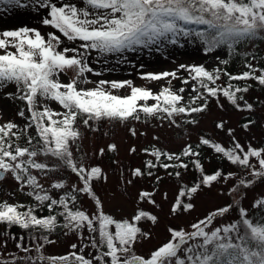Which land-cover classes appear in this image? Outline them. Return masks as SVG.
<instances>
[{"label":"snow or ice","instance_id":"obj_1","mask_svg":"<svg viewBox=\"0 0 264 264\" xmlns=\"http://www.w3.org/2000/svg\"><path fill=\"white\" fill-rule=\"evenodd\" d=\"M0 6H5L0 11L31 7L43 13L40 24L47 29L42 33L40 28L22 26L0 32V91L14 86L6 97L24 105L17 112L22 126L11 120L0 124V182L10 176L16 193L29 201H0V225L17 227L29 238L25 243V236L9 233L17 253L0 252V264H264V196L248 207L242 203L247 189L264 182V145L241 144L235 129L226 128L227 121L221 119L215 127L230 137V147L205 135L195 145L184 143L178 152L155 144L144 147L141 151L151 158L143 167L130 169L132 179L124 182L125 191L137 178H153V186L138 191L130 216L116 218L105 212L96 191L108 175L82 151L81 130L96 133L104 122L118 123L135 138L146 133L128 126L130 121L198 126L196 114L206 113L211 100L224 109L221 97L251 115L254 104L246 99L253 86L249 82L264 88V67L254 63L259 59L257 42H264V0H0ZM183 41L199 43L206 55L220 50L225 56H216L211 68L181 63L171 71H141L142 80L163 81L158 91L131 79L99 78L103 71L92 66L108 65L110 57L116 64L127 63L128 53H164L168 46L183 47ZM249 45L252 52L239 51ZM233 57L241 58L245 70H227ZM173 81L181 86L176 88ZM254 124L247 119L242 128L250 130ZM205 149L244 175L219 168L207 172L201 159ZM118 150L111 142L92 156ZM136 151L134 145L129 148L130 153ZM190 168L198 176L191 184L184 183ZM160 169L179 184L169 205L172 217L190 214L196 207L192 201L205 188L232 179L235 183L218 194V198L230 194L227 203L186 227L168 226L165 242L140 252L138 246L153 239L152 228L160 222L154 211L141 205L163 210L156 199L164 179L156 174ZM60 173H67V178L60 176L47 186L42 182ZM160 195L162 201L168 200L166 191ZM82 200H90L94 211L82 208ZM45 209L48 214H39ZM61 229L65 235L75 234L80 243L71 244L72 251L64 255H46V246L55 243L51 236ZM88 249L92 251L85 255Z\"/></svg>","mask_w":264,"mask_h":264},{"label":"rangeland","instance_id":"obj_2","mask_svg":"<svg viewBox=\"0 0 264 264\" xmlns=\"http://www.w3.org/2000/svg\"><path fill=\"white\" fill-rule=\"evenodd\" d=\"M5 7V6H0ZM43 13L37 14L31 7L29 8H13L9 11H0V32L5 30H14L22 26L40 28L43 32L47 31L45 27L40 24V16ZM183 47L168 46L167 51L164 53H158L155 51L149 52L147 50L138 53H128L127 63L116 64L115 57H110L112 61L108 65L93 63L92 66L96 71H103V76L99 78L104 79H116L124 80L131 79L137 86H148L153 91H158L161 84L148 82L142 80L139 76L141 71H171L177 68L181 63L183 64H205L207 67H214L216 64L215 57L219 56L224 58L225 52L217 50L214 54H204L202 46L199 43L190 44L187 41H183ZM259 47L264 55V42L256 45ZM256 50V49H255ZM239 51L252 52L253 47L251 45L242 47ZM255 62V61H254ZM140 65L144 67L141 68ZM230 66L237 71L243 68L241 58L233 57ZM107 69V70H105ZM71 72L68 73L70 77ZM91 79H98L97 77L90 76ZM66 79V78H65ZM176 88L181 86L180 81H173ZM91 86V85H89ZM14 86H9L6 90L0 91V124H3L9 120L20 124H24L23 118L17 115V101L7 98L6 92H14ZM126 94V90L121 92ZM246 99L254 104V110L249 115L248 112L237 111L232 108L223 97H221V103H224L225 107L221 110L217 106L215 99L210 101L209 109L206 113L200 114L198 119L200 121L198 126L184 125L181 122L180 127L169 126L168 122L161 124L158 120H150L147 124L142 122L130 121L128 126H135L138 132H144L146 135H138L133 138L126 126L118 123L104 122L100 125V130L96 133L87 131L81 127L82 131H85V139L82 143V151L87 152L91 157L90 163L93 165L99 164L108 175L106 183H102L97 186L96 191L104 202V210L107 213L113 214L116 218L130 216L133 212L134 204L136 201L137 193L141 189L151 190L153 186V178L144 177L142 179H133L131 185H127L125 191L124 182L127 179H132L130 176V169L135 167H143L144 161L151 157L144 154L141 150L144 147H150L155 144L157 147H161L165 150L179 151L184 143H192L195 145L198 142V137L201 135L215 138L218 142L225 146H231L230 137L225 131L216 129L215 124L217 121L223 119L227 121L226 128H234L236 138L241 144L252 143L253 146L259 147L264 145V88L261 86H252L250 91L246 94ZM56 107L55 104L52 105ZM247 119H253L255 124L250 130H244L242 124ZM154 136L159 137V141L153 140ZM115 142L118 145V152L111 153L106 152L103 157L92 156V153L98 151L101 147H106L107 144ZM135 146L136 153H130L129 148ZM205 170L209 173L216 169H222L225 173L231 171L237 173V175H244L243 172L238 171L236 166L231 165L226 160L217 158L216 154L210 150L205 149L204 152ZM113 160L118 161V164H114ZM255 162V161H254ZM123 173V175H121ZM156 174L161 175L164 179L159 184V192L156 196L157 202L162 203L163 210L151 209V206L147 204L141 205L142 207L154 211L159 217L160 222L154 228H152L153 239L146 241L142 247L138 246V251L148 252L150 249H154L160 243L165 242L169 235L166 231L168 226H188L198 218H203L208 211L212 210L218 205L227 203L231 198L230 194L218 198V194L221 191H227L235 183V179L228 181H221L214 184L211 190L205 188L192 202L195 204V209L190 214H185L178 217H172L168 215L169 205L174 201L175 196L178 194L179 184L175 178H170L165 175L164 170L160 169ZM63 176L67 178V173L50 174L49 179L42 178V182L47 186L52 180ZM198 174L190 169L183 175V182L191 184ZM75 180L73 176L69 180V184ZM0 201L8 200L10 203L29 202L22 194H17L16 183L9 176L6 180L0 182ZM168 193V200L166 202L161 200V193ZM264 196V182H256L254 186L250 187L246 191V195L242 201L243 206L248 207L256 197ZM81 207L94 211L93 203L90 200H82ZM235 214H233L234 216ZM219 222V221H218ZM145 228L147 224L143 225ZM9 233H15L17 236H25V243L29 242V238L26 232H13L10 229H6L4 225H0V252L5 255L17 253L15 248V241L8 239ZM8 239L7 247L4 248L3 242ZM51 239L55 240L54 244L46 246L44 253L46 255H64L69 251H72L71 244L80 243L78 237L73 233L65 235V231L57 235L53 234ZM92 251L88 249L85 251V255ZM22 255L23 253H18Z\"/></svg>","mask_w":264,"mask_h":264},{"label":"trees","instance_id":"obj_3","mask_svg":"<svg viewBox=\"0 0 264 264\" xmlns=\"http://www.w3.org/2000/svg\"><path fill=\"white\" fill-rule=\"evenodd\" d=\"M257 44L259 45L260 42H257ZM241 48H242V47H241ZM255 51H256V55L259 57V59H258V61H255L254 63H258L260 67H264V55H263L261 49H260L259 47H257ZM227 70H228L229 72H232V73H238V72H241V71H243V70H245V69H244V67H243V68H240V69L237 71L236 69H234L233 67H231L230 64H229V65L227 66ZM223 82H224V81L222 80L221 83H223ZM249 83H252L253 86H257V85H258V84H256L255 82H251V81H250ZM209 105H210V104H209ZM22 107H24L23 103H22L21 101L18 100V110H19L20 108H22ZM199 115H200V114H196V118H197V119H198ZM21 144H23V140L21 141ZM204 152H205V150L203 151V153H202V157H201L203 164H204V161H205ZM221 160H224V159H221ZM190 169H191V168H190ZM192 170L195 171L194 169H192ZM195 172H196V171H195ZM196 173H197V172H196ZM197 174H198V173H197ZM39 214H41V215H46V214H48V213H47V210L45 209L43 212H41V213H39ZM10 230H12L13 232H16V233L24 232L23 230H20V229L17 228V227H13V228H11ZM61 232H62V229H61V230H58L57 232H55V234L59 235Z\"/></svg>","mask_w":264,"mask_h":264}]
</instances>
